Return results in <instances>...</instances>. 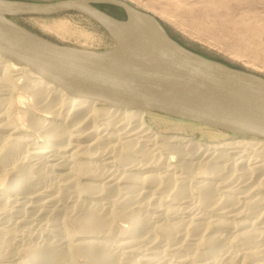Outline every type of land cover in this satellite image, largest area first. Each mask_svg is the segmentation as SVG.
<instances>
[{
    "label": "bare ground",
    "instance_id": "6f19581e",
    "mask_svg": "<svg viewBox=\"0 0 264 264\" xmlns=\"http://www.w3.org/2000/svg\"><path fill=\"white\" fill-rule=\"evenodd\" d=\"M121 27L148 32L138 19ZM149 112L69 97L0 55V264H264V198L245 195L251 179L264 188V140L239 136L207 145L162 136L179 157L169 169L174 155L148 148L161 137L147 123ZM193 169L211 182L196 186L191 175L190 188V177L178 171ZM217 178L229 188L223 196ZM166 198L182 202L165 208ZM202 207L220 218L206 219L197 212ZM234 242L238 252L230 250Z\"/></svg>",
    "mask_w": 264,
    "mask_h": 264
},
{
    "label": "water",
    "instance_id": "95a60500",
    "mask_svg": "<svg viewBox=\"0 0 264 264\" xmlns=\"http://www.w3.org/2000/svg\"><path fill=\"white\" fill-rule=\"evenodd\" d=\"M101 5L124 10L128 19H115ZM63 12L79 13L102 25L117 47L95 51L62 45L14 20ZM132 19L145 24L146 35L121 27ZM0 55L69 97L147 110L264 140V76L190 49L156 16L125 0H0Z\"/></svg>",
    "mask_w": 264,
    "mask_h": 264
},
{
    "label": "rangeland",
    "instance_id": "374dc122",
    "mask_svg": "<svg viewBox=\"0 0 264 264\" xmlns=\"http://www.w3.org/2000/svg\"><path fill=\"white\" fill-rule=\"evenodd\" d=\"M28 1L52 2L57 0ZM125 1L133 4L135 7L141 10H144L156 16L165 25L169 33L175 39H177L179 42L189 47L190 49L207 57L217 59L232 66L246 69L248 71L264 76V0ZM99 8L117 20L126 21L128 19L125 11L118 7L112 5H101L99 6ZM14 20L23 27L62 45L74 46L95 51H107L117 47V41L102 25L79 13L63 12L49 16H23L16 17L14 18ZM179 120L180 119L173 118L167 115L149 112L147 116V123L151 126L154 132L159 133L158 136H161L159 138V141H156L154 144L148 146L151 152H154L153 154L163 155L162 157H167L168 159H171V156L174 155L169 154L163 146V142L161 141L162 136H181L186 137L187 139H192L196 142L205 143L207 145L217 144L224 141H229L234 138H239V135H234L224 131L218 133L219 131H212L205 127H198L199 125H195L197 123ZM153 145H157V148ZM160 145L162 147H160ZM157 149L158 151H156ZM156 152L160 154H157ZM174 157V160L172 159L173 161L171 160V162L169 161V163L167 162V165H165H169V169H172L173 166H176L174 164L178 165L179 157H177L176 155H174ZM235 157H237V155L231 156L230 159ZM230 161H232V159ZM229 163L231 162H221L219 163V165ZM117 168L118 166L107 167L105 165H102L101 170L108 171L115 170ZM140 168H143V166L139 167V169ZM144 168L153 169L152 167L147 168V166H144ZM124 169V167H119L118 173L124 171ZM139 169H133L132 171L133 173L137 174L140 172ZM193 170L191 172H193ZM201 170L202 169H197L196 171L195 169L194 173L188 172L190 174H188L186 171V173L184 171L183 173L178 171V175L182 174V176H185V174H187L185 177H190V180L193 178L194 180H192L194 181V184L196 186L198 185L197 183L201 181L206 180V182H211V180L206 179L210 175L206 172V174L202 173L204 171ZM153 172L154 171H152V173ZM148 173L151 172L147 171L145 174ZM260 178H264V176ZM190 180H188L189 184H191L189 185L190 188L192 186V189H195V187H193L194 185H192L193 181ZM213 181L218 182V195H225L226 190L224 189L229 190V188H225L222 186L223 180L220 181V178H217ZM252 181V187H247L248 190H246V194H239L241 195L240 198L244 201L243 203L241 201L242 204L240 203L239 205L241 207L243 205V208L241 209L244 211L246 210L244 209V205L247 200L243 198V196L245 197V195L247 196L248 194L249 198L252 200H256L257 197L264 198V188H260V190H258V186H254L257 185L256 183H254L256 182V179H251V182ZM84 182L88 183L92 181L82 179V183ZM92 183L100 182L95 181ZM235 184L237 183H234L233 186H235ZM253 187L254 190L251 189ZM252 194L254 196H252ZM194 195H196V197L195 199L191 198V201L195 203L193 205H198L199 200L197 198V194ZM105 201L108 202L107 200H101L100 202L106 203ZM172 201L173 200L171 198L164 199V201L162 202L163 207L166 208L170 205H174L176 207L179 204L178 202H182V200L180 199L173 201L174 203ZM263 203L264 202H262L261 204L262 206L264 205ZM262 206L260 207L261 209H259L260 212H262L261 210L264 207ZM200 209L201 211L197 210V212H201V214H204L206 219H208L209 217L211 219L220 218V216H218L215 211H212L211 208L206 210L204 209V207H202ZM179 216L181 215L179 214L178 217L177 215H175L174 217H177V220H181V217ZM229 220H231V218ZM243 220H247V218H243ZM118 223L121 222L119 221ZM47 232L48 230L46 231V233ZM117 239L119 240V238H113L112 241L116 243L118 241ZM236 244L237 243L234 242L231 245V251L234 250V252H238L240 248L239 245ZM168 257L173 261L177 259L175 253L172 251H168V253L166 252V258L169 259ZM191 263L195 264L194 262H190L189 264ZM3 264H8V262H4Z\"/></svg>",
    "mask_w": 264,
    "mask_h": 264
}]
</instances>
